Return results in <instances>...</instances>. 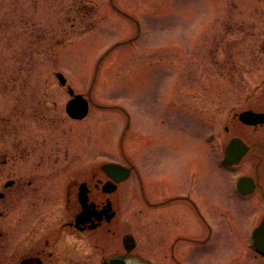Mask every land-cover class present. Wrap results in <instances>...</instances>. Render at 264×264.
Instances as JSON below:
<instances>
[{
    "label": "flooded vegetation",
    "instance_id": "obj_1",
    "mask_svg": "<svg viewBox=\"0 0 264 264\" xmlns=\"http://www.w3.org/2000/svg\"><path fill=\"white\" fill-rule=\"evenodd\" d=\"M224 65L228 72L219 77L237 85L243 73L232 62ZM173 92L165 119L177 125V110L186 109L192 134L197 127L200 135L197 156L194 139L185 146L190 166L179 156L178 138L169 137V143L153 125L156 138L147 142L145 111L139 115L142 128L134 131L131 113L123 110L119 160L99 163L96 155L83 168L76 148L67 150L61 139L65 120L44 112L47 100L17 97L13 113L22 119L0 120V264H190L185 256H209L225 241V255L246 251L264 260L253 244V232L264 221V78L219 95L218 131L210 122L209 91ZM89 112L80 120L65 116L81 124ZM155 112L163 117L161 106ZM194 158L201 165L194 167ZM109 163L119 167L108 169ZM136 203L140 215L154 213V233L150 227L141 232L145 244L129 220ZM180 218L190 228L180 226ZM144 250L153 251L155 260ZM224 258L217 264H226Z\"/></svg>",
    "mask_w": 264,
    "mask_h": 264
},
{
    "label": "rangeland",
    "instance_id": "obj_2",
    "mask_svg": "<svg viewBox=\"0 0 264 264\" xmlns=\"http://www.w3.org/2000/svg\"><path fill=\"white\" fill-rule=\"evenodd\" d=\"M228 61L243 73L237 85L219 77L220 72H228L224 70ZM57 73L75 94L90 100L89 117L81 124L65 116L70 97L58 83ZM262 78L264 0H0V120L12 124L22 119L13 113L17 97L31 94L46 99L44 112L65 120L60 122L61 139L67 150L76 148L73 152L82 157L83 168L96 155L99 163L119 160L126 122L123 110L131 113L134 131L142 128L139 115L145 111L151 136L147 142L156 138L150 130L153 125L161 128L169 143V137L178 138L179 156L190 166L185 146L190 137L194 139L197 156L200 135L195 133L197 127L192 134L186 109L177 110V125L165 119L174 105L173 91H209L210 122L218 131L219 95L253 87ZM39 89L46 96L33 92ZM158 106L164 110L162 123L155 112ZM193 162L194 167L201 165L200 159ZM211 164L215 168L212 159ZM139 209L134 204L129 220L139 243L145 244L141 232L150 227L147 230L154 233V213L144 217ZM179 224L190 228L183 218ZM219 245L221 250L207 251L209 256L200 251L185 260L217 264L225 257L226 264H264L246 251L242 256L225 255L226 241ZM240 245L244 248V241ZM148 251L143 253L155 260L153 251Z\"/></svg>",
    "mask_w": 264,
    "mask_h": 264
},
{
    "label": "water",
    "instance_id": "obj_3",
    "mask_svg": "<svg viewBox=\"0 0 264 264\" xmlns=\"http://www.w3.org/2000/svg\"><path fill=\"white\" fill-rule=\"evenodd\" d=\"M56 77L59 83L62 86H64L66 83V79L64 78V76L62 74H57ZM68 90H69V94L73 95L72 89L68 87ZM87 109H88L87 102L81 95H75L73 99H71L66 105L67 114L75 119L83 118L87 113ZM242 117H245V114ZM105 167L108 169L118 168V166H114V165H106ZM253 240L258 251L264 255V221L254 231Z\"/></svg>",
    "mask_w": 264,
    "mask_h": 264
}]
</instances>
